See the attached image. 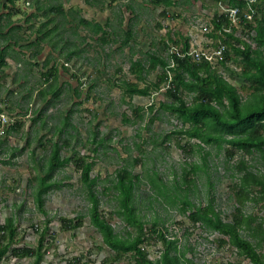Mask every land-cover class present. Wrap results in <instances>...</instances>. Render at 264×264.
I'll return each instance as SVG.
<instances>
[{
    "label": "rangeland",
    "instance_id": "obj_1",
    "mask_svg": "<svg viewBox=\"0 0 264 264\" xmlns=\"http://www.w3.org/2000/svg\"><path fill=\"white\" fill-rule=\"evenodd\" d=\"M4 1L0 0V8ZM51 1L53 5L58 2ZM65 1H69L66 4L68 9L73 5L81 15L84 14L83 0ZM132 1L135 0H97L96 8L99 10L100 6L111 5L114 12L106 9L107 17L117 15L119 18L122 15L130 19L127 6ZM150 1L142 0L141 9L133 3L138 15L132 22L144 29L143 34L137 35L139 42L147 39L146 48L149 41L155 42V54L162 56L168 64L172 60V47H183L185 39L201 49L216 45L218 39L211 36L213 19L217 13L221 15L230 8L216 0H176L178 6L170 10L174 18H179L178 12L181 19H163L160 14L166 8L144 6ZM16 2L27 14L31 10L36 13L33 9L36 2ZM39 2L43 5L48 1ZM260 7L264 9V3ZM63 16L55 17L58 26L65 24ZM26 19L24 15L10 19L3 17V23L10 20L13 25H23V30L17 28L11 36L9 43L13 47L7 52H12L9 57L13 59L0 73V113H5L11 120L5 133L0 135V226L11 219L17 229V242L11 250L23 247L36 249L42 231L47 228L45 256L41 264H136L132 253L126 254L121 261H113L115 252L104 243L92 223L88 189L81 180V170L74 163L56 170L51 179L52 186L42 196V210L38 207L35 200L38 177L45 175L53 145L58 143L62 149L61 158L78 154L88 157V161L93 163L90 177L96 179L94 191L100 200L99 212L120 237L134 238L137 235V229L129 226L117 213L120 205L115 185L120 175L129 173L134 183L133 206L144 222L145 232L156 223L158 231L177 241L189 264H252L248 258L238 255L234 246L220 245L221 239H227L225 236L201 224H194L189 219L190 211L183 213L182 209L184 199L201 207L213 199L222 219L232 221L238 207L237 184L242 175L238 165L244 161L253 172L264 174V162L259 153L245 155L238 152L231 159L230 148L225 143L221 147L218 143L203 144L183 134L189 124L185 125L165 108L172 99L167 96L168 90L163 89L165 82L161 81L164 76L166 78V69L162 65L146 77L150 95L131 98L124 92L126 85L123 81L134 80L129 73L131 59H86L83 56L86 49L66 59L60 53L67 52H60V47L53 48L48 39L42 40L45 43L40 41L36 48L31 46L25 59L27 51L22 48V43L26 45L27 42L24 40L29 39V43L38 41L41 38L38 31L44 22L51 27L45 14L31 23ZM158 22L173 30L166 29L168 32L161 34ZM240 25L235 27L236 37L253 45ZM205 26L207 30L203 29ZM78 32L83 36L82 28ZM61 33L62 40L69 38L67 31ZM161 35L164 36L161 38ZM72 38L75 43L81 42L73 34ZM163 40L165 47L160 51L158 43H163ZM174 40L179 42L174 43ZM2 43L1 39L0 46ZM20 48L23 53L18 52ZM45 48L54 52L49 57L55 58L53 61L64 73L56 86L43 77L47 68L41 65L47 59L39 66L34 65L39 58L47 56V51L39 52V57H33V53ZM169 53L170 59H167ZM140 60L147 65L150 63V59ZM214 66L227 81L241 89V80L234 79L232 74L239 73L243 63L228 61V70L220 67L219 62ZM119 67L126 69L125 74L118 73ZM160 82V88H156ZM44 90L49 91L46 96L41 95ZM179 93L187 104L193 102V93L183 88ZM240 93L243 100L249 98L248 92L240 90ZM14 126L17 129L8 134ZM243 213L256 216L258 222L264 220V202H247ZM64 219L72 220V224L81 220L82 226L72 231L64 230ZM242 235L257 244L247 233ZM143 246H146L151 260L158 259L164 250L157 234ZM257 251L264 254V243L258 246ZM11 258L8 255L7 260L0 264H31L33 261L24 258L13 262Z\"/></svg>",
    "mask_w": 264,
    "mask_h": 264
},
{
    "label": "trees",
    "instance_id": "obj_2",
    "mask_svg": "<svg viewBox=\"0 0 264 264\" xmlns=\"http://www.w3.org/2000/svg\"><path fill=\"white\" fill-rule=\"evenodd\" d=\"M250 1L216 0L217 3L223 2L231 8H240L242 12L248 10ZM262 3L264 0H255L253 3L256 13L252 21L241 14L240 26L247 32L253 45L247 40L236 37L237 28L231 26L224 15L217 13L213 19L214 31L211 36L216 40L223 39L220 35L223 28H231V33H225V39H223L227 49L219 65L227 69L228 61L243 63L241 71L232 74L234 79L241 80V89L220 75L217 66H212L207 61L194 62L188 57L181 59L173 55L176 62V67L172 69L175 89L167 91V96L172 101L165 106L166 110L175 114L185 125L189 124V128L183 131V134L190 138L197 139L203 144L218 143L219 147L222 143L228 145L231 159L238 152L245 155L259 153L264 162V9L260 7ZM173 4V1H166L167 6H173ZM11 32L14 33V30ZM179 37L181 38L182 35L179 34ZM185 40L184 50H187L190 44L188 39ZM5 41L8 42L7 37ZM177 42L179 41L174 40V43ZM154 60L156 59H152L150 66L152 69L157 65H162L166 69L169 65L162 59ZM3 62V59H0V64ZM53 76L54 73L49 69L44 74V79L49 82ZM165 80L164 76L161 82ZM161 82L155 85L156 88H160ZM126 88L130 97L149 96L151 93L149 87L141 89L138 83H126ZM182 88L194 94L190 105L179 93ZM240 90L248 92L249 98L243 100ZM47 93L42 92L41 94L46 96ZM16 129L15 126L12 127L8 130V134ZM61 150L58 143L53 145L46 173L38 177L39 186L35 200L40 210L43 206L42 196L44 191L52 186L51 179L56 170L66 164L74 163V166L81 170V180L88 189L92 223L102 235L104 243L115 252L113 261H121L126 254L132 253L136 264H189L185 252L179 249L177 241L169 239L164 232L158 231L156 223L148 232H145L144 222L139 218L133 206L134 183L129 173L120 175L115 185L120 205L117 213L129 226L137 229V235L134 238H123L115 233L112 225L99 212L100 200L94 191L96 179L90 177L93 163L88 161V157L78 154L61 158ZM238 169L242 175L237 184L238 207L232 221L227 222L222 219L214 206L213 199H210L205 207L197 206L184 199L182 211L183 213L190 211L189 219L194 224H201L225 236L227 239H221L220 245H232L237 249L238 255L248 258L252 264H264V254L257 251L258 246L264 243V220L258 222L256 216L243 213L247 202H264V174L253 172L244 161L240 162ZM72 222V220L64 219L62 222L64 230L72 231L82 226L81 220L79 223L72 224ZM0 230L5 231V235L0 239V263L7 260L8 255L18 259L31 258L33 259L31 264L42 263L45 256L43 249L47 228L42 231L36 249L23 247L14 250H11V247L17 242V229L13 221L8 219L4 225L0 226ZM243 232L256 240L257 244L246 239L242 235ZM155 234H157V239L163 243L164 250L158 259L151 260L143 244L147 240L154 239Z\"/></svg>",
    "mask_w": 264,
    "mask_h": 264
},
{
    "label": "crops",
    "instance_id": "obj_3",
    "mask_svg": "<svg viewBox=\"0 0 264 264\" xmlns=\"http://www.w3.org/2000/svg\"><path fill=\"white\" fill-rule=\"evenodd\" d=\"M5 1H8L10 5H6ZM5 1L1 3V8H0V10H3L0 11V40L1 39L3 40L2 43L3 46H0V59H3L4 61L3 63L0 64V73L2 72V69L8 66L7 62L10 59H13L12 57H9L10 53L12 52L10 51L9 54L7 52V50L10 49L12 50L13 47L9 43L10 40L12 41L11 36L13 33L11 31L14 30V34H15V30H17V28L18 30H21L23 28V25H13L12 21L10 20L6 21V23H3V17L10 19L12 16H19V15L26 16L27 19L25 21L31 23V21H37V18L44 16L45 14V17L49 18L48 23L50 22L51 24V27L46 22H44L41 25L42 28L39 29L38 31V33H40L41 35L40 40L30 43L28 41L29 39L24 40L27 42L26 45L25 42L22 43V48H24L27 51L26 52L27 55H25L26 57L25 59H27L28 54H30L29 48L31 46L33 48L38 47L40 41L41 43H45V41H42L44 39H48V43H51L53 48L56 49L57 47H60V52L66 51L67 54L60 53V55L65 56L66 59L73 58L75 54L79 53V51L83 53L85 49L86 52L85 55L83 56L86 59H131L129 73L131 77H134V80L132 81L123 80V81L125 85L126 83H138L139 88L141 89L145 87H149L146 85L147 83L146 77L151 72L156 70L157 67H159V65H157V67L154 69L150 67L152 63V59H156L154 61H157V59H164L162 56L155 54L157 53L156 51L157 44L155 42L149 41L148 47L146 48L144 44L146 43L147 39L141 42H139V40L137 39V35L143 34L144 29L142 27H138V25H134L132 21L133 18H135L138 15V13H136V11L138 10L135 7L137 6L139 9L142 8V6H140L141 5L140 2L142 0L132 1V4L127 6L128 8L127 14H130V19L122 15L121 17L118 18L116 17L117 15L114 14H113L114 16L107 17L105 12L106 9L112 12H114L113 11L114 9L110 5V7L105 6L104 8L100 6L98 10L96 8L97 0H83V2L85 3L84 7L86 8L85 10L83 8L84 14L82 15L81 12L78 11V8L76 6L71 5L68 9L66 4L69 3V1H65V0L64 1L58 0V2L55 5L52 4L51 0H45L48 2L43 5L42 3L39 2L40 0H32L37 3L33 8L34 10H36V13H33V11L31 10L28 14L25 10L23 11L20 7H18V4H16L17 3L16 0H5ZM166 1L168 0H151L148 4H145L144 6L150 5L152 6V8L165 7L166 10L163 11L162 14H160L163 19L172 18V19L180 20L181 19L180 14H178L177 12L176 15L179 18H174L172 16L173 11L170 10L178 6L177 1L170 0L173 1L174 6H167ZM133 3L134 5L136 3L135 7ZM4 10H6L5 13ZM53 13L54 15H52ZM85 13L88 14L89 16L85 15ZM3 14L5 16H2ZM59 14L64 15L63 19L65 21V24L61 26H58L56 24L57 22L55 19V17L58 16ZM65 17L67 20L65 19ZM81 21H83L84 23ZM77 28L79 29L82 28L84 30L83 36L81 35V33L78 32L79 29L78 31H76ZM157 28L161 31V34L164 31H167L166 29L173 30L172 27L164 26L159 22L157 23ZM26 30L27 29H25V31ZM62 31H67L69 33V38H67L66 40H62V33H61ZM43 32L45 33L43 34ZM72 34L74 38L78 37L79 39H81V42L75 43L73 41ZM56 36H58L59 38L58 41L56 40ZM162 36L164 35H161L159 37L162 38ZM6 37L8 38V42L5 41ZM169 38L170 37H168V39ZM164 40L162 41L164 44L161 42L158 43V47L160 48V51L164 50L165 47ZM84 43L85 45H83ZM43 51H47L46 48L44 50H36L33 53V57H35V55L37 57L41 56V54L38 55V53ZM18 52L23 53L21 48L18 50ZM52 53L54 52L47 51V56H43L39 58L37 61L34 62V65L39 66V63H42L45 59H47V61L41 66L46 67L47 71L51 69V71L54 73V76L49 80L48 83L55 84L56 86L59 79L62 78L61 74L64 73H62V71L58 69L57 67L58 63H55L56 62L55 60L53 61V59L55 58L49 57L52 55ZM86 55L88 56L86 57ZM140 59H150V63L148 65L144 64ZM167 59H170V53H169V58ZM117 71L118 73L123 72V74H125L126 69L125 68L122 69L121 67H119ZM120 88L123 89L121 85ZM42 92H49V91L44 90ZM74 92H75V88H74ZM124 92L129 96V93L127 92V88H125ZM134 96H140V95H134ZM141 97H146V96H141ZM11 259H13V262L18 260V258L16 257H12Z\"/></svg>",
    "mask_w": 264,
    "mask_h": 264
},
{
    "label": "built area",
    "instance_id": "obj_4",
    "mask_svg": "<svg viewBox=\"0 0 264 264\" xmlns=\"http://www.w3.org/2000/svg\"><path fill=\"white\" fill-rule=\"evenodd\" d=\"M255 0H251L248 4V10H245L242 12L240 8H227L225 13L221 14L227 17L228 21L230 22L231 26L238 27L241 23V14L246 19L252 21L253 16L256 13V11L253 9V3ZM204 30H207V27L205 26L203 28ZM225 33H231V28H223V32L220 33L223 39H225ZM223 39L218 40L216 45L209 47L207 46V49H201L194 47L193 44L190 43L187 50H184L185 45L178 46L174 45L172 47V60L171 63L166 68V80H165V86L163 87L164 90H170L175 89V85L173 82L174 72L173 68L176 67L175 59L173 58V55H176L177 57L184 59L186 57L190 58L194 62H202L207 61L212 66L215 65L216 62H219L223 59L224 53L227 49L226 44L223 42ZM11 120L5 113H0V135H3L5 133L6 127L10 124ZM5 235V231L0 230V239Z\"/></svg>",
    "mask_w": 264,
    "mask_h": 264
}]
</instances>
